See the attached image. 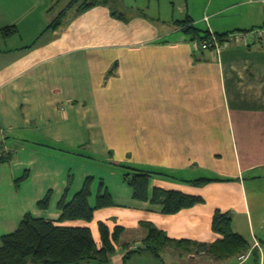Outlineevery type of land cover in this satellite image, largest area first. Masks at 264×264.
<instances>
[{"label": "crops", "instance_id": "obj_1", "mask_svg": "<svg viewBox=\"0 0 264 264\" xmlns=\"http://www.w3.org/2000/svg\"><path fill=\"white\" fill-rule=\"evenodd\" d=\"M120 1L124 19L112 15L115 3L0 0V236L26 212L56 221L68 178L66 200L92 176L89 204L102 180L113 205L91 221L58 224L89 226L97 242L99 221L122 226L108 264L149 251L143 221L175 240L215 241V209L230 212L247 257L171 243L155 255L167 251L160 264H264V50L239 38L218 53L195 49L177 23L189 17L219 33L264 27V0ZM116 165L149 172V195L157 186L203 201L162 213L133 198ZM201 177L213 180L188 181ZM48 191V207L39 208Z\"/></svg>", "mask_w": 264, "mask_h": 264}, {"label": "trees", "instance_id": "obj_2", "mask_svg": "<svg viewBox=\"0 0 264 264\" xmlns=\"http://www.w3.org/2000/svg\"><path fill=\"white\" fill-rule=\"evenodd\" d=\"M78 1V8L83 9L95 4L108 5L109 0H72ZM119 4L120 0H112ZM121 7V6H120ZM122 9V8H121ZM124 11L112 10V15L119 19H124ZM63 11L60 12L47 27H56L61 20ZM178 25L191 36V41H197V48L201 47V42L209 38L210 30L197 28L192 24L189 17L178 20ZM8 27L1 29L5 36ZM248 30V29H247ZM219 42H223L229 32H214ZM195 48V49H197ZM0 156V161H3ZM123 179L132 189L133 198L140 201L149 200L151 203L161 205L162 213H175L183 208L191 207L202 202L199 195L185 193L175 189L153 187L151 194L148 193V181L150 173L143 170L122 166ZM27 173L16 179V185L25 178ZM219 179V178H215ZM211 178H196L188 180L196 186L208 183ZM92 176H87L81 188L74 193L70 200H66V194L71 183L68 178L64 193L57 202V209L60 215L56 221L35 217L30 212H26L20 220L18 226L11 232L0 236V264H108L109 256L115 251V244L118 242L123 227L115 225L112 229L104 222L97 223L99 242L92 234L89 226H68L58 224L65 220L82 219L91 221L94 210L97 208L113 205L110 193L104 188L103 181H99L98 192L95 196L94 205L89 204L91 195ZM51 192L48 191L37 201L39 208H47L50 202ZM147 228L146 236L143 239L145 249L159 257L160 250L171 243L183 246L185 249L204 250L216 258H227L232 255L243 254L249 250L248 241L239 233L235 232L231 226V214L228 211L215 209L211 219V229L220 234L221 237L213 242H196L186 239L175 240L169 238L162 230L155 227L151 222L143 221ZM139 251V249H128L127 253ZM258 259V255L255 256Z\"/></svg>", "mask_w": 264, "mask_h": 264}, {"label": "built area", "instance_id": "obj_3", "mask_svg": "<svg viewBox=\"0 0 264 264\" xmlns=\"http://www.w3.org/2000/svg\"><path fill=\"white\" fill-rule=\"evenodd\" d=\"M209 34H210L209 38L201 42V47L203 49L213 50L218 53L222 44L239 38L250 44L256 43L264 50V27H256V28H251L248 30L228 33L225 36V39L223 40V42L221 43L217 39V36L211 30ZM193 45L195 48H197L198 46L197 41H194ZM3 132H4L3 128L0 127V134L2 135ZM256 244L258 243L256 242ZM246 257H247V254L243 253L240 255L239 258L241 260H244Z\"/></svg>", "mask_w": 264, "mask_h": 264}, {"label": "rangeland", "instance_id": "obj_4", "mask_svg": "<svg viewBox=\"0 0 264 264\" xmlns=\"http://www.w3.org/2000/svg\"><path fill=\"white\" fill-rule=\"evenodd\" d=\"M80 3H82L84 0H79ZM87 1H90V0H87ZM115 2L112 1V0H109V3L108 5H112L114 4ZM116 9H118L119 11H121V8H119V5L117 4L116 6ZM146 12V10H145ZM178 17V16H177ZM180 17V16H179ZM174 18H176V14L174 16ZM168 19V18H167ZM169 22V21H168ZM201 27V26H200ZM231 33V32H230ZM93 163H97V165L100 166V168H103V165H106L108 166V163H103L99 158L97 157H94V159H92ZM114 169L116 171H119V172H123V168L122 166L118 167L117 165L116 166H113ZM167 251H163L162 252V255L160 258L156 257L153 253H151L150 251H145L143 253H137V252H134L132 253L131 255H129L128 257L125 258V264H160L162 263L163 261H167Z\"/></svg>", "mask_w": 264, "mask_h": 264}]
</instances>
